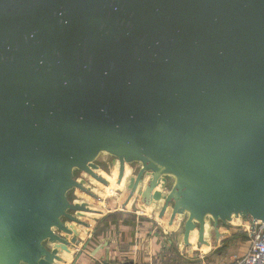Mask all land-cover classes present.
Listing matches in <instances>:
<instances>
[{"label":"water","instance_id":"95a60500","mask_svg":"<svg viewBox=\"0 0 264 264\" xmlns=\"http://www.w3.org/2000/svg\"><path fill=\"white\" fill-rule=\"evenodd\" d=\"M101 156L185 245L264 224V0H0V264L63 262Z\"/></svg>","mask_w":264,"mask_h":264},{"label":"crops","instance_id":"0c3cea01","mask_svg":"<svg viewBox=\"0 0 264 264\" xmlns=\"http://www.w3.org/2000/svg\"><path fill=\"white\" fill-rule=\"evenodd\" d=\"M100 200L103 205L104 200ZM137 203L133 205L128 199L113 210L105 205L106 212L82 219L86 226H74L76 234L68 238L77 236V243L69 247L68 253L60 252L63 262L54 264H164L171 241L152 217L154 207L145 210ZM147 211L151 216L146 215Z\"/></svg>","mask_w":264,"mask_h":264},{"label":"rangeland","instance_id":"374dc122","mask_svg":"<svg viewBox=\"0 0 264 264\" xmlns=\"http://www.w3.org/2000/svg\"><path fill=\"white\" fill-rule=\"evenodd\" d=\"M113 165L114 161L108 156H101L97 163L98 171L104 174L108 178L107 180H110V182L105 180L108 184V187L111 186V189L108 190L105 189L106 186L94 181L93 179L91 180V178H89L87 175H76L77 181L86 182V184H84L85 188L89 187L91 189V193L96 196V199H93L79 191L75 193L76 196L74 194L71 195V200L73 203H84L86 204L85 206L87 209L91 211L90 213H84L82 216H80V221L82 223H84L82 219H87L86 217H88L90 214L99 215L101 212H106L105 205L106 208L113 210L117 207L119 208V204L122 201H128V180L131 178V176H133V174L136 173L137 166L126 167V170L128 171H125L123 180L121 184H119L120 188H118V171H115V166ZM114 173L115 177L113 175ZM163 185L164 184L161 183L159 185L160 187L158 186L157 191L165 192V189L162 188ZM100 199L104 200L103 205ZM137 201L140 202V197L134 195L131 198V202L133 205H135ZM137 205L142 209L146 208L141 202L137 203ZM159 207L160 206L156 204L154 206V213L151 215L157 219V222L160 223L163 230L165 229L164 231L167 233L166 237L171 241V246L168 247L167 260L164 261V264H227L234 257H240L246 253L249 244L248 236L244 229L245 218L233 219L228 225L220 224L216 232L214 231L212 225L207 223L205 226L204 240L208 243V246L199 247L197 245L196 231L189 238V245H185L182 242L184 216L181 218H176L172 226H170L168 224V218L167 220L164 219L165 221L158 218L157 210ZM146 215L151 216L148 211ZM81 227L83 226H77V228ZM158 231L162 232L160 229ZM70 240L71 239H69V241ZM75 241L77 242V236L75 237ZM64 250L66 251L62 250L61 252L68 253L67 249Z\"/></svg>","mask_w":264,"mask_h":264},{"label":"built area","instance_id":"2783aa9c","mask_svg":"<svg viewBox=\"0 0 264 264\" xmlns=\"http://www.w3.org/2000/svg\"><path fill=\"white\" fill-rule=\"evenodd\" d=\"M245 233L248 236V249L240 257H234L227 264H264V224L245 219Z\"/></svg>","mask_w":264,"mask_h":264},{"label":"bare ground","instance_id":"6f19581e","mask_svg":"<svg viewBox=\"0 0 264 264\" xmlns=\"http://www.w3.org/2000/svg\"><path fill=\"white\" fill-rule=\"evenodd\" d=\"M113 166H115V171H118V162L117 161H114V165ZM126 171H128V170H126ZM93 172H95L97 175H99L102 179H104V180H106L107 182H110V180H107L108 178L104 175V174H102L100 171H98L97 169H93ZM116 173V172H115ZM115 173L113 174L114 175V177H115ZM149 177V176H148ZM149 178H147L146 180H148ZM121 184V183H120ZM85 187V186H84ZM160 187V186H159ZM80 192V191H79ZM85 198V197H84ZM145 210H146V208H145ZM81 215H83V214H81ZM91 215V214H90ZM89 215V216H90ZM169 215H170V212H169V210L167 211V214L165 215V218H163L162 220H164V219H166L167 220V218L169 217ZM181 218V217H180ZM165 221V220H164ZM190 241V240H189ZM59 251H66V250H64V248L63 247H61V246H59L58 245V248H57Z\"/></svg>","mask_w":264,"mask_h":264}]
</instances>
